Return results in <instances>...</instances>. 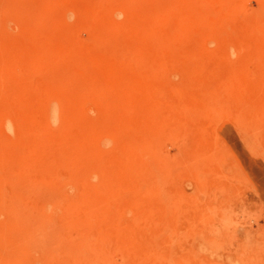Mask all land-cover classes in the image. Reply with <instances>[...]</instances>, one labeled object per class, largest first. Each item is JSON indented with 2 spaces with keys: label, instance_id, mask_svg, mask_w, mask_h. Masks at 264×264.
<instances>
[{
  "label": "rangeland",
  "instance_id": "obj_1",
  "mask_svg": "<svg viewBox=\"0 0 264 264\" xmlns=\"http://www.w3.org/2000/svg\"><path fill=\"white\" fill-rule=\"evenodd\" d=\"M30 234L264 264V0H0V264H44Z\"/></svg>",
  "mask_w": 264,
  "mask_h": 264
},
{
  "label": "bare ground",
  "instance_id": "obj_2",
  "mask_svg": "<svg viewBox=\"0 0 264 264\" xmlns=\"http://www.w3.org/2000/svg\"><path fill=\"white\" fill-rule=\"evenodd\" d=\"M99 1H100V0H99ZM94 3H95V2H94ZM100 3H101V2H100ZM92 4H93V3H92ZM91 6H92V5H91ZM88 11H89V10H88ZM131 22H132V21H131ZM111 25H112V24H111ZM113 30H114V29H113ZM52 111H53V110H52ZM55 113H56V111L53 112V115H55ZM55 118H56V117H55ZM50 224H52V223H50ZM52 225H54V224H52ZM28 228H29V227H28ZM46 228H47V227H46ZM40 229H41V228H40ZM52 229H53V228H52ZM53 230H54V229H53ZM39 231H40V230H39ZM39 231H38V232H39ZM29 232H30V231H29ZM40 232L43 233V231H40ZM50 232H51V231H50ZM26 233H27V232H26ZM35 233H36V232H35ZM42 233H41V234H42ZM39 234H40V233H39ZM39 234H34V235H33V234H32V235L30 234L29 236L26 235L25 238H27L28 240H27V241L25 240L26 243H23V244H24V245L27 244L28 241H29V242L32 241V242H31V244L28 243L29 245H31V246L29 247L30 249H28V247L25 249V247H26L27 245H25V246L23 245L24 247L22 246V247H23L22 249H25V251H23V252H22V249L20 250V248L18 249V251L20 250L19 252L16 251V249H17V247L19 246V244H18V245H14V243H13L12 246H16V247H14V249H15L14 254L22 253V254H24V256H25V254H29V255H31V252L33 253V251L36 250L37 247H38V248L40 247V248L44 249V253H49V254H46L45 257H44V260H45L44 264H57V262L55 263V260L53 259L54 256H55V254H53V253H55L56 250L51 249V248L49 247L50 245L47 244V241H45L46 238H45V239L40 238V235H41V234H40V235H39ZM58 235H59V233H58ZM4 237H5V236H4ZM6 237H7V241H8V236H6ZM43 237H44V236H43ZM59 238H60V237H59ZM59 238H57V240H58ZM20 239H21V238H20ZM29 239H31V240H29ZM60 239H62V238H60ZM22 240H23V239H21V241H22ZM7 241H6V243H7ZM15 241H16V240H15ZM62 241H64V240H62ZM55 242H56V241H55ZM57 243H58V242H57ZM34 244H35V245H34ZM29 245H28V246H29ZM55 245H58V244H55ZM12 246H11V248H12ZM33 246H34V247H33ZM60 246H61V245H60ZM2 247H3V246H2ZM19 247H21V246H19ZM58 247H59V245H58ZM58 247H56V248H58ZM7 248H8V247H7ZM7 248H5V249H7ZM40 248H39V249H40ZM59 248H60V247H59ZM3 249H4V247H3ZM5 249H4V251H5ZM14 249H13V250H14ZM42 249H41V250H42ZM64 249H65V248H64ZM68 249H69V248H68ZM58 250L60 251L61 249H58ZM1 251H2V250H1ZM50 253H51V254H50ZM58 253H59V252H58ZM68 253H69V251H68ZM34 254H35V253H34ZM61 254H62V253H61ZM8 255H9V254H8ZM12 255H13V253H11L10 256L12 257ZM19 256H21V258H22V255H21V254H19ZM35 256L38 257V255H35ZM35 256H34V257H35ZM43 256H44V254H43ZM66 256H67V255H66ZM13 257H15V255H13ZM13 257H12V258H13ZM61 257H62V256H61ZM0 258H1V257H0ZM16 258H17V259L19 258V261H20V262L22 261V260H20V257H15V258H14L15 260L12 259L13 262H16V263H17V259H16ZM24 258H26V257H24ZM24 258H23V259H24ZM63 258H64V257H63ZM28 259H29V258H28ZM37 259H38V258H37ZM37 259H36V260H37ZM61 259H62V258H61ZM68 259H69V258H68ZM2 260H4V259H2ZM34 260H35V259H34ZM2 262H3V261H2ZM10 262H11V261H10ZM10 262H9V263H8V262H5V264H10ZM13 262H12V263H13ZM29 262H30V261H29ZM37 263H38V260H37ZM40 263H41V262H40ZM40 263H39V264H40ZM24 264H25V263H24Z\"/></svg>",
  "mask_w": 264,
  "mask_h": 264
},
{
  "label": "clouds",
  "instance_id": "obj_3",
  "mask_svg": "<svg viewBox=\"0 0 264 264\" xmlns=\"http://www.w3.org/2000/svg\"><path fill=\"white\" fill-rule=\"evenodd\" d=\"M122 15V14H121Z\"/></svg>",
  "mask_w": 264,
  "mask_h": 264
}]
</instances>
